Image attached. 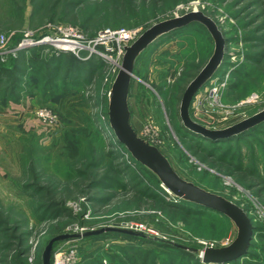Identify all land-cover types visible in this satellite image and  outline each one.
Here are the masks:
<instances>
[{"label": "rangeland", "instance_id": "obj_1", "mask_svg": "<svg viewBox=\"0 0 264 264\" xmlns=\"http://www.w3.org/2000/svg\"><path fill=\"white\" fill-rule=\"evenodd\" d=\"M249 1L186 0L173 6L167 3L161 9L148 3L118 6L106 0H0V34L7 37V47H12L25 31H41L57 24L78 27L88 37L105 28H140L142 33L158 21L193 9L202 11L226 40L223 61L211 78L225 82L221 89L223 107L214 114L190 107V116L207 128L222 129L264 108V43L257 38L264 34V30H257L264 21V8ZM212 51L213 41L198 23L163 34L148 45L137 59L131 81V124L138 136L159 148L181 177L231 200L247 213L252 225L264 226V204L260 202L264 191L257 195V186L252 185L257 178L251 171L253 165L261 173L264 170V127L246 136L223 139L210 154L207 140L187 134L179 117L184 88ZM9 56L0 55V60ZM170 69L176 70L175 75L170 76ZM118 70V65L106 64L99 79L83 84L92 90L85 95L98 97L90 102L93 106L89 111L95 119L84 123L67 115L69 100L46 99L36 88L19 103L25 106L27 101L26 110L16 111L11 106L14 103L0 104V162L4 165L0 260L9 259L21 248L19 261L42 264L41 254L51 237L106 226L142 224L149 237L169 239L198 254L204 247L227 246L236 237V226L223 215L208 211L193 217L170 208L165 202L177 199L165 191L155 174L137 165L113 140L111 130L104 125L105 108L107 112L110 86ZM163 73L168 75L165 91L157 88ZM85 76L83 71L79 82ZM42 107L54 113L55 121L46 124L35 117L34 111ZM72 138L78 141L75 159L68 157L64 146ZM239 162L242 168L235 170ZM117 163L142 184L126 192L107 182L92 184L104 175L113 177ZM33 182L47 190H32L33 196L26 188ZM136 189L141 192L136 193ZM66 190L69 196L64 202L45 214L43 204L57 201ZM258 235L253 234L251 241L260 250L264 239ZM131 243L135 242L113 235L63 241L53 247L51 261L58 250L72 245L77 249L74 264H97L101 259L113 264L111 257L121 258L120 248Z\"/></svg>", "mask_w": 264, "mask_h": 264}, {"label": "trees", "instance_id": "obj_2", "mask_svg": "<svg viewBox=\"0 0 264 264\" xmlns=\"http://www.w3.org/2000/svg\"><path fill=\"white\" fill-rule=\"evenodd\" d=\"M183 1L186 0H106V2L115 3L118 6L125 4V2L128 5H133L134 7H136L135 4L137 5L138 3H140L141 5H145L148 3L151 6L160 5L162 7L161 9H164L163 7L167 3H170L169 6H173ZM95 4L96 3H94V6ZM249 4L257 5L259 7L261 6L264 8V0H250ZM198 25L205 29L203 25ZM258 29L264 30V21L259 25V27H257V30ZM257 38H259L264 43V34L258 36ZM43 47L44 46H38L29 49H23L18 51V55L16 56H9V60H0L1 106L5 107L11 103H21L23 99L33 95V89L36 88L40 90L41 94L46 99H61L65 101L66 99L69 100V104L65 107L66 113L68 116H72L73 119L75 118L76 123H84L87 120H94V114L89 111L91 109V106H93V104L91 105L90 102L93 103L94 101H97L98 97L92 95H85L87 92L88 94L91 93L92 90L87 89V86L85 87L83 84L88 85L89 83L93 82L95 78L99 79L100 72L102 71L104 65H106L107 63L95 56H92L91 58L82 61L76 58L71 53H56L50 49L46 50ZM20 58L23 59L22 63ZM245 68L247 67H242V70ZM83 71H85L86 76L82 79V82H79V78L80 76H82ZM96 72H99L97 77H95ZM175 72L176 70L171 71L170 69V76L175 75ZM166 74L167 73H163V75H161L160 77L161 83L159 84V86H157L159 90L165 91L167 89L166 80L168 75ZM69 88H71L72 91H69ZM3 107L1 108L3 109ZM105 115L106 121L104 125L109 128L106 108ZM261 127H264V122L242 134L237 135V137L246 136L251 132H259ZM76 130L78 131V128ZM74 132L75 131H73V133ZM111 132L113 140L118 144V146H121L123 150L128 154V157L133 160L137 165H141L139 162H137L131 157L124 145L117 141L112 130ZM186 133L191 134L196 138L203 139L198 135L190 133L187 130ZM230 139L231 138L224 140ZM224 140L214 141L207 139L208 143L206 147L211 148L210 154H213L214 151L217 149V144ZM77 145L78 141H76V139L72 138L65 141V150L68 152V157H70V159H75L78 156L79 149ZM226 153L227 152H224L222 154ZM221 160L224 161V156L221 157ZM120 165V163L114 165V168L116 169V174H114L113 177L104 175L103 177L97 178L92 181V184L95 186H99L102 182H107L108 185L110 184V186H114L118 189L120 188L125 192L129 188H138V186L142 184V182L135 181V178L133 176L130 177L131 173L128 172V168H121ZM241 168L242 163L239 162V166H237L235 170H241ZM251 171L257 178H255L256 180L252 185L255 187L257 186L256 193L257 195L262 196V193L264 191V170L263 173H261L260 171H257V168L253 165ZM32 175L33 178H36L34 171L32 172ZM26 188H29L31 190V193L32 190H35L37 193L47 190L45 187L40 186L34 182L26 185ZM65 192L67 193L57 201L50 200L48 204H43L46 212L45 214L49 212L50 207H53L55 205L60 206L64 202V200L69 196V192L67 190ZM138 192L141 191L137 190L136 193ZM32 194L34 196L35 192ZM173 198H176L177 200L174 202L168 201L165 203L169 205L170 208H173L180 212H184L187 215H192L193 217H196V215L207 213L208 211L223 215L222 213L213 209L206 208L204 206L189 201H185L175 196ZM260 202L264 204V196L262 197ZM35 212L37 214L38 211L35 209L34 213ZM223 216L226 217L225 215ZM42 218L43 215H40L39 219ZM0 224H3V220H0ZM253 234H259L258 236L264 239V226L258 224L253 225ZM108 235L120 236L132 242H135L121 247L120 251L122 253V257H111L112 262H110L109 260V262L113 264H207L201 261L199 256H197L198 253L193 251V249H186L174 246L171 243L173 241L161 237L153 236L150 238H142L132 237L122 233H107L102 235L89 236L86 238H99ZM144 245H150L151 247H144ZM18 246H20V243H18ZM6 247L9 248L10 246ZM128 249L130 250V253ZM20 250L21 248L19 250H15L12 255L14 256V259H10L12 258V256L9 259H6L5 257L4 259L0 260V264H24V262L19 261ZM97 264H102V259ZM224 264H264V244L262 247H260L259 250V248L256 247L255 242L251 241L246 254L234 260L228 261Z\"/></svg>", "mask_w": 264, "mask_h": 264}, {"label": "water", "instance_id": "obj_3", "mask_svg": "<svg viewBox=\"0 0 264 264\" xmlns=\"http://www.w3.org/2000/svg\"><path fill=\"white\" fill-rule=\"evenodd\" d=\"M191 23H198L206 28L213 41V51L207 62L184 88L179 104V117L182 126L190 133L203 139L215 141L237 136L264 122V108L222 129L207 128L191 118V101L197 91L207 84L221 65L225 55L226 43L217 24L209 16L202 11L191 10L152 24L131 44L124 47L119 70L109 90L108 125L117 141L124 145L131 157L155 174L161 185L175 197L218 211L234 223L237 231L231 244L219 248L204 247L198 254L203 262L225 263L244 255L249 248L253 236V225L247 213L224 196L208 191L181 177L158 147L137 135L130 120L129 91L139 55L163 34ZM107 233H122L132 237L150 238L143 231L121 226H106L83 232L60 233L51 237L45 244L41 254L42 264H51V254L55 244ZM171 243L174 246L187 249L182 244Z\"/></svg>", "mask_w": 264, "mask_h": 264}, {"label": "built area", "instance_id": "obj_4", "mask_svg": "<svg viewBox=\"0 0 264 264\" xmlns=\"http://www.w3.org/2000/svg\"><path fill=\"white\" fill-rule=\"evenodd\" d=\"M140 33V28H105L93 37H88L78 27L70 24H57L41 31H25L17 44L12 47H7V37L0 34V55L11 54L14 57L20 50L46 46L56 53H71L82 61L95 56L107 64L119 66L124 54V47L131 44ZM223 86H225L224 81L210 79L208 84L194 95L190 107L197 111L205 110L207 113L214 114L223 107L221 103ZM34 115L39 121L46 124L55 121L54 113L46 107L37 108ZM208 116L212 118L211 115ZM165 191L174 197L167 189ZM129 228L146 231L142 224H131ZM76 258L77 249L70 245L58 250L54 254L51 264H74ZM102 264L107 263L104 261Z\"/></svg>", "mask_w": 264, "mask_h": 264}, {"label": "crops", "instance_id": "obj_5", "mask_svg": "<svg viewBox=\"0 0 264 264\" xmlns=\"http://www.w3.org/2000/svg\"><path fill=\"white\" fill-rule=\"evenodd\" d=\"M12 108L14 107L16 109V111H23L26 110V106H27V101L25 103V106L22 104H13L11 105ZM4 176V165L1 164L0 162V179Z\"/></svg>", "mask_w": 264, "mask_h": 264}]
</instances>
